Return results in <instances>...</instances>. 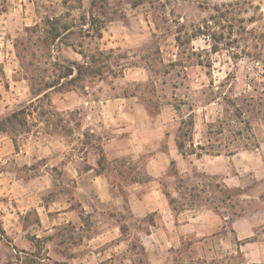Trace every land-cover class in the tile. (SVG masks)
<instances>
[{"label": "rangeland", "instance_id": "obj_1", "mask_svg": "<svg viewBox=\"0 0 264 264\" xmlns=\"http://www.w3.org/2000/svg\"><path fill=\"white\" fill-rule=\"evenodd\" d=\"M70 67L74 73L66 76ZM130 94L151 112L178 108L183 131L191 128L192 115L196 129L209 134L206 147L215 144L213 151L259 141L264 150V0H0V119L25 110L19 116L25 123L18 117L10 138L0 141V168L25 177L43 170L45 161H59L52 154L39 159L37 151L39 139L56 136L75 148L68 158L83 156L95 139L80 99L88 95L97 104ZM71 103L76 107L59 108ZM59 166L45 198L54 195L57 206L77 208L74 184ZM196 174L200 185L192 194L202 197L189 202L229 220L264 207V179L243 175L229 190L220 178ZM110 219L138 224L129 212L111 210ZM235 234L225 220L197 245L173 248L166 264H264L263 225L251 237ZM125 236L129 247L106 264L130 263L118 261L123 257L150 264L139 237Z\"/></svg>", "mask_w": 264, "mask_h": 264}, {"label": "crops", "instance_id": "obj_2", "mask_svg": "<svg viewBox=\"0 0 264 264\" xmlns=\"http://www.w3.org/2000/svg\"><path fill=\"white\" fill-rule=\"evenodd\" d=\"M34 100L39 95L29 101ZM79 103L86 105L85 122L96 140L85 146L83 156L68 158L75 148L65 136H56L39 139L37 151L39 159L52 154L59 161H45L43 170L25 177L0 168V264L117 262L115 256L129 247L126 233L139 237L150 264H166L172 261L173 248L197 245L219 231L225 220L237 239L251 237L257 227H264V207L229 220L208 205L189 202L202 197V193L192 194L200 185L196 173L220 178L229 190L241 184L243 175L264 179L262 141L232 153L184 155L177 143L184 117L176 118L178 108L174 113L151 112L134 94L100 99L97 104L86 95ZM73 107L72 103L59 105L60 109ZM204 131L194 125L195 147L210 143ZM4 138L9 139V134L0 132V141ZM4 145L0 143V160ZM95 145L103 150V164ZM48 165L52 169H45ZM58 166L74 184L77 208L57 206L61 202L54 195L45 198L55 185L53 170ZM111 210L121 215L129 212L138 224L111 221ZM194 240L198 241L191 243ZM122 259L118 261L133 262Z\"/></svg>", "mask_w": 264, "mask_h": 264}, {"label": "trees", "instance_id": "obj_3", "mask_svg": "<svg viewBox=\"0 0 264 264\" xmlns=\"http://www.w3.org/2000/svg\"><path fill=\"white\" fill-rule=\"evenodd\" d=\"M94 4H95V1H93V5ZM93 57H95V56H93ZM76 63H77L76 61H73V64H76ZM76 70H77V74L81 76L85 70L84 65H82V64L79 65ZM73 73H74V67H70V69L66 72L65 75L69 76V75H72ZM24 113H25V110L22 109V110H19L17 112H13L12 114L8 115L5 118H1L0 119V132H7L9 134L13 133L14 127L16 125V119ZM18 119L21 121V123H25V120L22 117H19ZM194 125H195V120H194V117L191 115L189 118V126L191 128L187 129L185 131L182 130V132L178 135L177 143H178V147H179L180 151L184 155L190 154V153H197L198 155H201L203 152L221 153L222 152L221 150L213 151L214 146H211L209 148H207L204 145H199L198 147L194 146V137H193ZM13 139H14V141L16 140L14 137H13ZM197 149H199L200 151ZM99 153H100V159L99 160H100L101 164H103L105 159H106L104 156L103 150L100 149ZM229 153H232V151H230ZM0 229H1V225H0ZM143 251H144V248H143Z\"/></svg>", "mask_w": 264, "mask_h": 264}]
</instances>
